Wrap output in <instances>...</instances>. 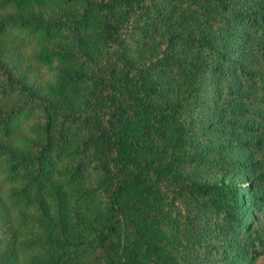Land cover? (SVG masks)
Masks as SVG:
<instances>
[{"label":"trees","instance_id":"trees-1","mask_svg":"<svg viewBox=\"0 0 264 264\" xmlns=\"http://www.w3.org/2000/svg\"><path fill=\"white\" fill-rule=\"evenodd\" d=\"M239 36L254 175L200 181L201 100L214 73L230 95ZM209 223L264 255V0H0V264H202L227 254Z\"/></svg>","mask_w":264,"mask_h":264},{"label":"rangeland","instance_id":"rangeland-1","mask_svg":"<svg viewBox=\"0 0 264 264\" xmlns=\"http://www.w3.org/2000/svg\"><path fill=\"white\" fill-rule=\"evenodd\" d=\"M248 46L249 43L245 42L240 36L232 44V50L229 52V60H235V63L228 66L232 76L229 96L220 92L221 78L218 74L214 73L208 76L206 92L201 100L200 115L201 124L208 125L209 130L205 134H199L197 140L203 141L204 145L212 149L208 150V158L206 159L204 168L200 170L193 167L186 168V171H197V179L200 181L217 180L235 183L237 181H248L254 175L250 170L240 169L238 167L239 163L247 165L255 159L254 154L249 153L239 146L241 141H246L251 137L243 136V134L231 127L232 123H248V119H244L242 116L234 119L230 115L232 106H235L237 110H248L247 107L249 104L246 101L248 96L243 93L244 85L238 70V65L241 64V67L244 68L248 64L249 60L246 54ZM218 65L222 66L224 64L218 63ZM51 74L52 71L47 68L35 70L29 75L30 82L41 81L42 84L49 81ZM250 124L252 125L251 122ZM225 161H230L231 164L226 167H221L220 164ZM254 205L253 201L247 199L246 206L237 211V213H241L240 216L243 218H248L253 213ZM219 227L222 229L221 232L217 235H209V241L205 234L212 229V225L210 223L206 224L202 239L204 243H210L214 247H217V251L221 247H225L227 254L225 257L215 254V256L213 255L202 264H246V261L238 254L241 253L240 251L245 250L246 240L244 233L239 231L237 227L231 229H225L223 226ZM177 232L182 235L184 231L181 227L177 226ZM195 264L198 263L196 262ZM256 264H264V255L257 258Z\"/></svg>","mask_w":264,"mask_h":264}]
</instances>
